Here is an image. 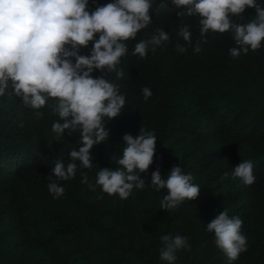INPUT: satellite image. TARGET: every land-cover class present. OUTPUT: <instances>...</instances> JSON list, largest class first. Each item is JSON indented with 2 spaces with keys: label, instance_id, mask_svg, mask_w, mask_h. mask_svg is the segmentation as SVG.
Masks as SVG:
<instances>
[{
  "label": "trees",
  "instance_id": "16d2710c",
  "mask_svg": "<svg viewBox=\"0 0 264 264\" xmlns=\"http://www.w3.org/2000/svg\"><path fill=\"white\" fill-rule=\"evenodd\" d=\"M178 11L169 0H153L151 23L125 41L124 76L116 81L125 106L105 120L109 136L90 149L93 167L60 181L61 197L48 192L47 175L56 160L68 162L78 132L55 140L51 124L57 117L46 107L37 120L18 97L0 95V264H166L159 258L164 234L188 237L190 248L176 253V264H229L205 231L224 209L243 221L248 245L231 264H264V41L232 58L231 33L209 32L199 53L191 44L178 52L175 43H185L176 35L181 23L191 25L193 42L199 38L198 18ZM254 15L246 8L233 20L245 23ZM157 28L170 40L143 58L133 55L135 43ZM145 86L152 92L147 100ZM140 128L157 137L153 163L141 176L150 179L157 168L167 175L178 164L200 185L196 198L168 211L159 208L164 190L146 186L121 200L81 183V171L94 183L99 167H116L111 157L121 152L122 136ZM241 160L253 162L251 185L231 176Z\"/></svg>",
  "mask_w": 264,
  "mask_h": 264
},
{
  "label": "clouds",
  "instance_id": "9594fccd",
  "mask_svg": "<svg viewBox=\"0 0 264 264\" xmlns=\"http://www.w3.org/2000/svg\"><path fill=\"white\" fill-rule=\"evenodd\" d=\"M169 3L179 10L178 16L198 18L199 38L195 42L191 25L180 24L176 35L185 43H175L178 52H185V45L191 44L193 52L199 53L209 32L231 33L234 46L228 53L232 58L259 49L264 41V0ZM152 4L153 0H107L102 4L96 0H0V95L7 92L18 97L37 120L44 116L41 109L46 107L57 117L51 124L55 140L79 134L78 147L68 151V162L56 160L47 175V190L54 199L64 194L60 181L72 179L80 168L93 167L90 149L109 136L105 120L122 113L126 100L116 81L124 76L121 58L128 54L125 41L135 39L138 31L151 23ZM246 8H253L255 15L245 23H236L233 17ZM169 40V33L157 28L149 39L135 43L133 55L143 58ZM94 71L114 73V78L93 75ZM141 93L145 100L152 95L146 86ZM156 140L153 130L140 128L135 136L125 133L121 152L111 157L117 166L99 167L94 183L81 171V183L90 190L99 186L102 192L121 200L146 186L156 192L164 190L159 208L168 211L196 198L200 185L178 164L167 175L157 168L151 171L150 179L141 176L153 163ZM231 176L251 185L256 179L253 162L241 160ZM242 223L224 209L205 225L229 264L247 250ZM160 241L159 258L166 264H176V253L190 248L188 237L179 234L161 235Z\"/></svg>",
  "mask_w": 264,
  "mask_h": 264
}]
</instances>
